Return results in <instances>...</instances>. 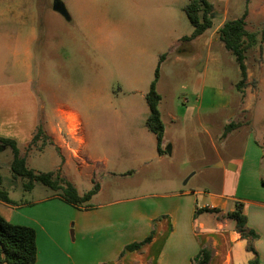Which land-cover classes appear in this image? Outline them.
Listing matches in <instances>:
<instances>
[{
	"label": "rangeland",
	"instance_id": "1",
	"mask_svg": "<svg viewBox=\"0 0 264 264\" xmlns=\"http://www.w3.org/2000/svg\"><path fill=\"white\" fill-rule=\"evenodd\" d=\"M65 1L71 21L55 15L52 0L1 2L16 6L17 29L25 35L33 28L36 35L32 60L7 54L9 70L21 66L19 76L7 79L8 89L20 87L12 97L16 103L4 108L6 124L0 125L1 134L16 138L29 168L53 171L73 183L80 194L98 183L100 193L82 206L149 216L168 203L185 205L186 199L191 206L210 205L211 193L223 189L224 170L231 160L242 159L245 146L248 160L264 156V147L257 144L262 141L264 124V83L258 84L259 71H264V0H208L214 5V25L194 40L185 38L193 32L185 12L190 0ZM246 10V28L258 33L259 43L246 53L251 77L239 88V63L221 41L218 27L241 18ZM9 19L1 20V29L9 30ZM158 65V108L169 138L161 154L156 134L146 126L150 113L146 95ZM205 87L211 95L204 97ZM245 89L255 94L248 100L254 108L232 130L226 121L239 114L235 105L247 97ZM227 100L229 107L218 105ZM23 101L42 104L40 116L50 123L58 122L63 110L83 117L87 144L73 145L79 156L59 152L53 141L43 137L32 143L33 132L23 122ZM201 102L205 103L201 106ZM251 116L257 119L254 125L247 123ZM44 121L38 126H45ZM228 131L232 136L226 138ZM29 141L30 148H26ZM12 156L10 148L0 151L4 187L14 203L21 205L15 215L35 216L47 223L44 218L61 213L59 207L52 201L33 205L31 201L54 190L41 182H35L32 191L26 189L29 179L13 175ZM223 161L225 166H219ZM239 175L240 184L236 186L233 180L227 187L229 196L264 199V165L257 162L250 167L247 162ZM244 182L250 187H243ZM182 192L192 195L173 197ZM236 204L230 200L229 208ZM216 214L206 213V217L217 219ZM231 225H235L233 220ZM73 237L74 228L65 229L63 238L72 241ZM65 242L59 243L66 249L69 241ZM41 249L44 254L60 251L46 241Z\"/></svg>",
	"mask_w": 264,
	"mask_h": 264
},
{
	"label": "crops",
	"instance_id": "2",
	"mask_svg": "<svg viewBox=\"0 0 264 264\" xmlns=\"http://www.w3.org/2000/svg\"><path fill=\"white\" fill-rule=\"evenodd\" d=\"M1 2L2 0H0V22L5 18L12 20L9 30L5 26H3V29L0 27V125H3L6 124V119L3 117L4 108L6 105L10 104L13 106L16 103L12 97L20 87V84L11 85L10 89H8L6 81L9 78L19 76L18 74L21 72V66L18 65L12 67L11 70L8 69L7 54L11 55L12 58L18 59L21 55H25L32 60L36 35L33 28H30L28 34L25 35L21 28L17 29L18 14L16 13V6H7ZM224 22L221 23L218 29L221 28ZM19 24L21 25V22ZM210 29H207L194 39L204 36ZM258 75H260L258 77L260 86L264 83V71L261 69ZM250 77L251 71L247 68L246 81ZM245 91L247 97L235 105L239 114L235 119L226 121V124L230 127L236 123L232 130L238 128L240 120L242 119L243 123L246 114L254 108V104L248 100L252 99L255 94L250 93L249 95L248 89H245ZM245 91L242 90L240 94L242 95ZM206 93L210 94V91L205 87L203 88L204 97ZM201 103L202 106L205 102ZM23 104L25 109L23 107L22 109L26 112L24 114L26 118L23 122L29 125V129L33 132V135H31L34 137L39 127L38 125L42 123L41 121H44L39 112L43 105H37L35 101H23ZM218 105L229 107L231 102L227 100ZM62 112L61 119L56 123H50L45 119L43 122L45 126H41L44 130L42 137L45 140L53 141L51 145L53 147L57 145L59 152L66 151L72 157L79 156V150L73 148V145L75 143H79L82 146L87 144L85 120L70 111L63 110ZM28 113L30 118H28ZM256 120V118L251 116L247 123L248 125H254ZM89 124L92 126L90 121ZM260 132L262 133V141L261 143L257 142V144L260 147H264V124ZM231 136L232 133L228 131L225 137L229 138ZM0 137L7 138L1 132ZM10 138L13 139L14 137ZM31 142H26L25 147L30 148L29 143ZM168 144L169 138L165 124L162 140L163 152ZM242 146L244 145L242 144ZM8 148L10 147H5L0 143V151H6ZM18 148L20 155L26 157L22 153L21 148L19 146ZM242 154V159L231 160L228 168L224 170L222 191L211 193V204L203 206L215 207L220 211L217 214L216 212H198V209L203 207L199 208L196 204L191 206L189 199L185 200V205L182 203H168L165 209L149 216L133 212L116 213L112 211V207L99 206L97 208L89 205H73L65 201L58 191L34 198L31 201L32 205L52 201L59 207L61 213H52L44 218L48 224L42 220L39 221L35 216L15 215L14 210L16 211L17 208L21 207V205L16 203L11 204L0 200V213L14 224L21 223L36 230L37 259L35 264H246L254 257V254L249 249L250 245L254 247L260 261L264 264V199L242 198L240 200L229 196L227 192V187L231 181L234 180L236 186L240 184L241 175L237 177V173L243 172L247 162L250 167L257 165V162L260 166L264 165V156L258 158V161L257 156L249 160L246 158V146ZM13 158L14 156H12L11 164ZM224 163V161L223 164L219 163V166L224 167ZM1 178L4 186V179L2 176ZM243 187L250 186L245 184ZM100 189L93 197L100 193ZM198 193L200 194V192ZM175 195L173 197L182 198V196H186L188 198L192 194L190 192H182ZM10 198L15 201L12 196ZM230 200L243 205L247 216L246 231H254L258 235L256 239H252L249 236L247 238L242 237V234L236 228V223L231 225L232 220L228 218L227 213L235 208H229ZM206 213L216 214L217 219L206 217ZM197 215H200V217ZM21 218H25V220L22 222ZM72 227L74 228L73 240L64 239L65 229L69 232ZM152 230L154 231V236L150 243L143 245L136 251H126L121 255L126 245L143 240ZM43 241L52 244V246L56 245L60 251H50L49 254H44L41 249ZM61 241H66L65 243L69 241L66 249L60 246L59 242ZM234 245H237L239 250L235 251ZM202 249L208 251L206 255L208 258L207 262H202V259H196Z\"/></svg>",
	"mask_w": 264,
	"mask_h": 264
},
{
	"label": "trees",
	"instance_id": "3",
	"mask_svg": "<svg viewBox=\"0 0 264 264\" xmlns=\"http://www.w3.org/2000/svg\"><path fill=\"white\" fill-rule=\"evenodd\" d=\"M185 12L193 26V32L190 36L185 37L186 39L192 40L213 26L214 22L212 15L214 12V5L210 1L190 0L185 6ZM246 15L247 10L239 19L226 20L219 29V37L221 41L224 43L225 47L236 56V60L239 63L242 75V79L238 84L239 88L245 85L247 79V66L245 63L246 53L259 43L258 33L249 31L246 28ZM164 57V55L161 56V61ZM158 75L159 65L155 72V79L152 81L150 90L146 95V100L150 109L146 126L151 132L156 134L157 150L161 154L163 152L162 140L165 132V124L158 108L161 100V95L156 91ZM231 127L233 126L231 125ZM43 133L44 130L42 127H39L32 139V143L40 139V137L43 136ZM0 143L3 146L12 149L14 156L11 164L12 173L14 176H24L29 179L28 183L25 185L28 190L33 189L35 182H41L54 191L60 192L62 198L68 203L82 206L84 202L90 200L100 189L99 184L97 183L91 190L80 194L73 183L63 180V178L58 174L56 175L53 171L40 172L29 168L26 164L25 157L20 155V150L14 139L0 137ZM0 200L15 204L10 198L9 191L2 185L1 176ZM217 211L218 209L213 207H203L198 209V212L200 213ZM227 216L236 223V228L242 234V237L247 238L249 236L252 239L258 237L254 231H246L247 216L242 204L237 203L235 209L228 212ZM153 236L154 231L152 230L143 240L126 245L121 252V255L126 251L132 252L140 249L143 245L150 243ZM249 249L254 254V257L250 259L247 264H262L254 247L250 245ZM207 254L208 251L202 249L196 259H202V262H207ZM36 259V230L31 226L14 224L8 221L0 213V264H35Z\"/></svg>",
	"mask_w": 264,
	"mask_h": 264
},
{
	"label": "flooded vegetation",
	"instance_id": "4",
	"mask_svg": "<svg viewBox=\"0 0 264 264\" xmlns=\"http://www.w3.org/2000/svg\"><path fill=\"white\" fill-rule=\"evenodd\" d=\"M51 9L55 13V15L68 21L72 20V14L70 12L69 5L65 0H52Z\"/></svg>",
	"mask_w": 264,
	"mask_h": 264
},
{
	"label": "water",
	"instance_id": "5",
	"mask_svg": "<svg viewBox=\"0 0 264 264\" xmlns=\"http://www.w3.org/2000/svg\"><path fill=\"white\" fill-rule=\"evenodd\" d=\"M56 8V7H55ZM57 9V8H56Z\"/></svg>",
	"mask_w": 264,
	"mask_h": 264
}]
</instances>
